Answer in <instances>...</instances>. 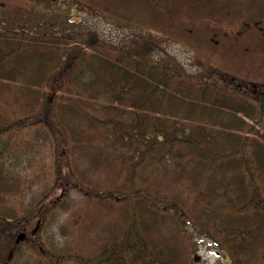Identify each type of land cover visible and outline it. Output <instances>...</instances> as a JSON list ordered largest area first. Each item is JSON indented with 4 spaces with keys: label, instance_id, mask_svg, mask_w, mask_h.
<instances>
[{
    "label": "trees",
    "instance_id": "obj_1",
    "mask_svg": "<svg viewBox=\"0 0 264 264\" xmlns=\"http://www.w3.org/2000/svg\"><path fill=\"white\" fill-rule=\"evenodd\" d=\"M65 1L128 32L0 22V264H192L199 240L264 264V0ZM155 31L220 63L190 72ZM29 130L52 182L13 210Z\"/></svg>",
    "mask_w": 264,
    "mask_h": 264
},
{
    "label": "rangeland",
    "instance_id": "obj_2",
    "mask_svg": "<svg viewBox=\"0 0 264 264\" xmlns=\"http://www.w3.org/2000/svg\"><path fill=\"white\" fill-rule=\"evenodd\" d=\"M52 5L54 6L53 8L51 7ZM135 20H144V16L138 14ZM0 22L14 26H33L34 29L46 30L55 34L63 31L82 33L94 30L99 37L111 42H117L128 32L126 28L118 25V23L123 21L117 20V23L113 22L101 14L97 16L83 11L81 7L70 2L66 3L64 0H37V3H33L32 0H8L7 3L0 0ZM142 28H138V30H143ZM155 32V37L164 44L166 50L180 60L190 72L201 70L203 66L208 64L206 62L207 59L212 64L218 62L216 56L210 54L206 49L194 50L193 48H187L181 43L167 40V37L160 32ZM225 62L221 61V63ZM31 131L29 130L26 133L32 141L29 153L23 156L16 154L15 157L11 158L8 156L9 158L2 165L3 170L5 166L2 175L11 176L4 183L10 181L8 186L12 190L19 192L18 194L5 196L6 204L13 210L28 206L32 197L45 187L48 177L49 184L52 182L48 157L50 151L49 146L46 147L49 141H47L44 132L43 136H41ZM25 139L27 140L28 138ZM53 218L55 219L52 224L50 222L51 225L49 224L44 228L42 236L49 244L62 245L65 241L58 233V225L63 222V216L56 215ZM197 248L196 253L202 257V262H200L202 264H227L228 262L224 255L218 253L213 246H210L205 241L199 240ZM23 253L26 254L24 251ZM194 255L195 253L192 255V264H195ZM19 261L17 264H35L31 258L28 259L27 255H23Z\"/></svg>",
    "mask_w": 264,
    "mask_h": 264
},
{
    "label": "water",
    "instance_id": "obj_3",
    "mask_svg": "<svg viewBox=\"0 0 264 264\" xmlns=\"http://www.w3.org/2000/svg\"><path fill=\"white\" fill-rule=\"evenodd\" d=\"M23 237H24V233L19 234L17 236V238H16V242L19 241V240H22ZM200 259H201V257L199 255H197V254H195L194 257H193V260L196 262V264H201V263H197Z\"/></svg>",
    "mask_w": 264,
    "mask_h": 264
},
{
    "label": "flooded vegetation",
    "instance_id": "obj_4",
    "mask_svg": "<svg viewBox=\"0 0 264 264\" xmlns=\"http://www.w3.org/2000/svg\"><path fill=\"white\" fill-rule=\"evenodd\" d=\"M63 1V0H62ZM64 2H66L65 0H64ZM67 3V2H66ZM52 8L54 7L53 5L51 6ZM56 7V6H55ZM202 260V259H201ZM200 262H202V261H200Z\"/></svg>",
    "mask_w": 264,
    "mask_h": 264
}]
</instances>
